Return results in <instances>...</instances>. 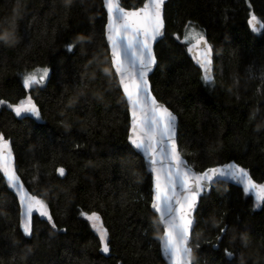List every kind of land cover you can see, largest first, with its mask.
Here are the masks:
<instances>
[{
	"label": "trees",
	"instance_id": "trees-1",
	"mask_svg": "<svg viewBox=\"0 0 264 264\" xmlns=\"http://www.w3.org/2000/svg\"><path fill=\"white\" fill-rule=\"evenodd\" d=\"M252 15L264 24V0H168L150 82L177 116L178 147L192 168L235 162L264 184V31H251ZM106 22L103 0H0V135L52 217L36 216L26 235L0 174V264H166L152 176L128 142ZM190 26L213 49L214 86L187 54ZM45 69L47 81L24 87L26 74ZM28 97L38 120L15 114ZM92 213L108 230V253L86 219ZM195 219L192 264H264V204L241 188L214 185Z\"/></svg>",
	"mask_w": 264,
	"mask_h": 264
},
{
	"label": "snow or ice",
	"instance_id": "snow-or-ice-1",
	"mask_svg": "<svg viewBox=\"0 0 264 264\" xmlns=\"http://www.w3.org/2000/svg\"><path fill=\"white\" fill-rule=\"evenodd\" d=\"M105 2L111 63L130 106V143L143 153L155 177V195L151 206L159 214L164 226L162 251L171 264H190L191 249L187 245L193 225V212L201 192L205 191L213 178L238 182L243 186L245 193H255L261 204H264V184L255 183L248 171L238 165L211 168L197 174L183 159L176 142V117L151 95L147 80V74L156 64V58L152 54V43L157 37L164 35L165 0H148L137 11H125L119 0ZM249 23L255 30L260 22L252 15ZM190 27H193L195 37L193 48L203 45L196 61L203 69L202 79L206 84L214 86L211 68L212 48L201 33L194 31V26ZM187 39L191 40L193 36L189 35ZM47 75V69L26 74L23 78L24 87L31 88L33 84H41ZM14 111L17 116L40 115L31 97L17 104ZM58 171L61 176L64 175L63 168ZM0 172L7 178V183L20 192V200L24 205L23 231L26 235L32 234L34 211L46 217L48 221L52 220L47 205L42 200L24 193L23 185L19 183L12 163L9 142L2 135ZM85 215L99 233V239L103 244L102 251L108 253L110 251L108 230L104 228L99 215L96 213ZM52 226L55 227V224Z\"/></svg>",
	"mask_w": 264,
	"mask_h": 264
},
{
	"label": "water",
	"instance_id": "water-1",
	"mask_svg": "<svg viewBox=\"0 0 264 264\" xmlns=\"http://www.w3.org/2000/svg\"><path fill=\"white\" fill-rule=\"evenodd\" d=\"M119 2H120V4H121V0H119ZM147 2H148V0H146L144 4H146ZM167 2H168V0H165V5H166ZM103 4H104V8H105V12H106V16H107V22H106V25H107V23H108V14H107V11H106V2H105V0H103ZM165 5H164V10H165ZM143 6H144V5H143ZM143 6H142V7H143ZM121 7H123V6L121 5ZM123 8H124V7H123ZM140 8H141V7H140ZM140 8H137V9H126V8H124V9H125V11H137V10H139ZM257 20H258L260 23H259V25L257 26V28H256L255 30H253V28L251 27V25H250L249 22H248V24H249V27H250V29H251V31H252L253 33H255V34H260V33H262V32L264 31V24H263V22H262L258 17H257ZM249 21H250V20H249ZM163 32H164V35H163V36H159V37H157V39L155 40V42L152 43V54H153V55L155 56V58H156V64L153 65L152 70L147 74L148 84H149V86H150L151 95H152L153 97H155V95L153 94V91H152V85H151V82H150V76L153 74V72H154V70H155V68H156V66H157V57H156V53H155L156 45H157V44H158V43L164 38V36H165V19H164V29H163ZM204 37H205V39L207 40L208 45H210V43H209L207 37H206V36H204ZM105 39H106V42H107L108 47H109L110 58H111V60H112V57H111V50H110V42L107 40L106 26H105ZM193 44H195V41H193V42H191V43H188L187 46H186V51H187V54H188L189 58H190L191 61L193 62V64H194V65H195V66L201 71V73H202V75H203V69H202V68L200 67V65L196 62V61H197V56L201 53V51H202V49H203V45H201V46H199V47H196V48H193ZM210 46H211V45H210ZM211 48H212V47H211ZM189 49H191V50H189ZM211 59H212V66H211V68H212V76H213V79H214L215 61H214V52H213V49H212V57H211ZM112 66H113V65H112ZM113 69H114V67H113ZM114 71H115V69H114ZM115 74H116V73H115ZM116 76H117V74H116ZM117 78H118V77H117ZM118 81H119V79H118ZM119 85H120V83H119ZM120 88H121V91H122V93H123V90H122V86H121V85H120ZM123 95H124V93H123ZM124 97H125V95H124ZM155 98H156V97H155ZM125 99H126V97H125ZM156 100L158 101V103H160V104L164 105L165 107H167L165 104H163L162 102H160L157 98H156ZM34 104H35V103H34ZM127 104H128V103H127ZM35 105H36V104H35ZM36 107L38 108L37 105H36ZM167 108H168V107H167ZM38 109H39V108H38ZM168 109H169V108H168ZM128 110H129V118H130V123H131V115H130V106H129V104H128ZM169 111H171L172 114L176 117V142H177V135H178V119H177V116L173 113L172 110L169 109ZM39 113H40V110H39ZM19 117H21V118H31V119H34V120H38V119L40 118V115H39V117H35V116H31L30 114H24V115H21V116H19ZM129 137H130V128H129L128 142H129L130 146L133 148V150L143 158L144 163H145V167H146L148 173H150L151 176H152V202H151V205H152V203H153V201H154V195H155V192H154V188H155V177H154V173L150 171V169H149V167H148V164H147V162H146V159L144 158L143 153L139 152V150L135 149V148L131 145ZM9 145H10V144H9ZM177 145H178V143H177ZM10 148H11V155H12V163L14 164V167H15V170H16V175L19 177V183H20L21 185H23V191H24V193H26L27 196H29V197H35V196L29 191L28 187L26 186V184H25L24 181L22 180L21 176L19 175V173H18V169H17V162H16L15 153H14L13 148L11 147V145H10ZM182 157H183V156H182ZM183 159L187 162V160H186L184 157H183ZM187 164H188V162H187ZM230 164L238 165V164H236L235 162H229V163H227V164H225V165L217 166V167H212V168H221V167H225V166L230 165ZM188 165H189V164H188ZM189 166H190V165H189ZM238 166L241 167L240 165H238ZM158 167H159V166H158ZM190 167H191V166H190ZM241 168H243V167H241ZM191 169L193 170V172H195V173H197V174L203 173V172H197V171H196L194 168H192V167H191ZM209 169H211V168H209ZM244 169H245V168H244ZM58 170H59V169H58ZM207 170H208V169H207ZM207 170H205V171H207ZM245 170H246V169H245ZM161 171H162V170H161ZM205 171H204V172H205ZM248 173H249V172H248ZM0 174L2 175V177H3L4 181H5V184H6V186H7V189H8L11 193H13L14 196L16 197V199H17V202H18V205H19V209H20V221H21V225H22V227H23V222H24V205L21 203V200H20V192H19L17 189L12 188V187L7 183V178L3 176V173H2V172H0ZM58 174H59V171H58ZM250 176H251V175H250ZM62 177H63V176H62ZM252 179H253V178H252ZM253 181H254L255 183H257L255 180H253ZM221 182H225V183H229V184L235 185V186H237V187H239V188H241V189L243 190V186H242L241 184H239L238 182H236V181H233V180H230V179H229V180H221V179H219V178H213V180L210 182V185L205 189V191L201 192L200 197H199V199H198V201H197V205H196L195 211L193 212V216H192V219H193V225H192V230H191L190 237H189V241H188V245H187L190 249H191L190 244H191V241H192V233H193V231H194L195 224H196L195 215H196L197 209H198V207H199L200 200H201V198H202L206 193L210 192L211 188H212L214 185H216V184H218V183H221ZM257 184H260V183H257ZM178 191H179V189H178ZM243 192H244V190H243ZM244 193H245V192H244ZM245 194L248 195V196L253 197L254 200H255L256 202H259L258 199L255 197V193H245ZM35 198H36V197H35ZM151 210H152V212H153L154 214H156V215L158 216V218H159V222H160V225H161V227H162V229H163V234H162V237H161V239H160V251H161V256H162V258H163V260H164V262H165L166 264H171V261H169V260L166 258V254L162 251V241H163V238H164V226L162 225V223H161V221H160L159 214L155 212V210L152 208V206H151ZM36 216H39V217H41V218H44L45 220H48L46 217H42V216L39 215L38 212H35V211H34L33 214H32V227H33V223H34V218H35ZM192 255H193V253H192V249H191V255H190V257H189V259H190V264H192ZM228 257H231L230 254H228Z\"/></svg>",
	"mask_w": 264,
	"mask_h": 264
},
{
	"label": "rangeland",
	"instance_id": "rangeland-1",
	"mask_svg": "<svg viewBox=\"0 0 264 264\" xmlns=\"http://www.w3.org/2000/svg\"><path fill=\"white\" fill-rule=\"evenodd\" d=\"M195 32H197V31H195ZM189 35H192V36H193V39L188 40V39L186 38V40H185L186 43H191V42L195 41L194 32H193V31L189 32L188 36H189ZM188 36H187V37H188ZM41 71H42V70H41ZM47 72H48V75H47V77L44 79L43 82L47 81L48 78H49V76H50V70L47 69ZM33 85H35V84H33Z\"/></svg>",
	"mask_w": 264,
	"mask_h": 264
},
{
	"label": "bare ground",
	"instance_id": "bare-ground-1",
	"mask_svg": "<svg viewBox=\"0 0 264 264\" xmlns=\"http://www.w3.org/2000/svg\"><path fill=\"white\" fill-rule=\"evenodd\" d=\"M243 191V190H242Z\"/></svg>",
	"mask_w": 264,
	"mask_h": 264
}]
</instances>
